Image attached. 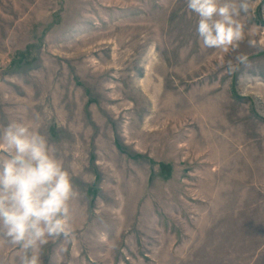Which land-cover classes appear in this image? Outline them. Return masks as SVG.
<instances>
[{
	"label": "rangeland",
	"instance_id": "1",
	"mask_svg": "<svg viewBox=\"0 0 264 264\" xmlns=\"http://www.w3.org/2000/svg\"><path fill=\"white\" fill-rule=\"evenodd\" d=\"M250 2L224 53L202 47L185 0H0V126L44 134L77 192L73 238L42 264H264V0ZM18 256L0 240V264Z\"/></svg>",
	"mask_w": 264,
	"mask_h": 264
},
{
	"label": "clouds",
	"instance_id": "2",
	"mask_svg": "<svg viewBox=\"0 0 264 264\" xmlns=\"http://www.w3.org/2000/svg\"><path fill=\"white\" fill-rule=\"evenodd\" d=\"M185 5L198 17L202 47L228 53L245 41L241 16L252 11L250 0H185ZM235 59L247 63L243 54ZM226 71H234L231 61ZM76 195L69 171L44 134L23 118L0 126V240L18 249V264H42L41 250L50 240L73 238Z\"/></svg>",
	"mask_w": 264,
	"mask_h": 264
}]
</instances>
